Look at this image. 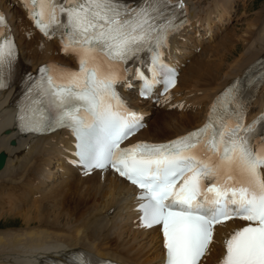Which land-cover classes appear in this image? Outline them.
Returning <instances> with one entry per match:
<instances>
[{"label":"snow or ice","instance_id":"1","mask_svg":"<svg viewBox=\"0 0 264 264\" xmlns=\"http://www.w3.org/2000/svg\"><path fill=\"white\" fill-rule=\"evenodd\" d=\"M21 2L35 26L49 38L59 35L62 50L79 64L41 69L21 105V130L70 128L79 157L73 163L86 170L112 168L138 186L142 224L162 226L166 264H200L216 226L234 219L247 223L225 239L220 264H264V143H256L264 141V113L245 125L239 81L217 98L202 127L164 143L121 147L143 127V116L116 90L132 71L121 65H141L136 78L143 82L142 96L157 85L165 92L175 86L178 73L164 57L170 37L189 22L180 19L183 0ZM17 54L0 12V88L7 86ZM259 79L264 82V71Z\"/></svg>","mask_w":264,"mask_h":264},{"label":"bare ground","instance_id":"2","mask_svg":"<svg viewBox=\"0 0 264 264\" xmlns=\"http://www.w3.org/2000/svg\"><path fill=\"white\" fill-rule=\"evenodd\" d=\"M183 2L186 13L180 19L189 22L170 37V48L165 49V57L180 67L176 87L164 96L140 98L139 63L130 66L127 80L116 85L129 108L147 113L148 126L129 143L165 141L191 131L205 122L219 91L247 74V68L264 62V5L248 20L245 33L232 29L214 44L211 37L217 38L223 27L228 29L239 0ZM0 8L18 49L14 73L32 80L47 65L78 67L75 55L62 50L59 35L49 38L37 30L21 0H0ZM20 85L0 89V151L7 153L0 170V201L2 207L10 201L7 209L23 221L0 229V264H40L47 256L81 252L85 264L102 260L161 264L165 251L160 229L140 222L133 186L108 170L82 171L81 164L73 163L77 161L71 152L73 138L66 131L33 136L14 130L19 109L14 97ZM248 111L252 115L264 111V82L255 90ZM241 226L238 221L218 226L200 264H216L225 252V239Z\"/></svg>","mask_w":264,"mask_h":264},{"label":"rangeland","instance_id":"3","mask_svg":"<svg viewBox=\"0 0 264 264\" xmlns=\"http://www.w3.org/2000/svg\"><path fill=\"white\" fill-rule=\"evenodd\" d=\"M238 4H239L238 13H236L235 16L233 17L235 19L231 20L230 24L228 25L226 24L228 26V29L225 30L226 28L223 27L222 31L219 32V35L217 38L211 37L212 42L214 44L222 39V36L224 35V33L226 34L232 29H235L238 34L242 35L245 29L247 28L248 20H250L253 17V15H255V12H257L264 5V0H253V1L239 0ZM256 29L258 30L260 28L256 26L255 30ZM236 45L239 46L240 43H236ZM200 51H201V48L198 49V52ZM8 204L10 205V201L6 202L5 207H2L1 206L2 203L0 201V229L20 226L23 222L21 217H19V215H15L14 211L7 209L9 207ZM17 206H20V204H18Z\"/></svg>","mask_w":264,"mask_h":264},{"label":"water","instance_id":"4","mask_svg":"<svg viewBox=\"0 0 264 264\" xmlns=\"http://www.w3.org/2000/svg\"><path fill=\"white\" fill-rule=\"evenodd\" d=\"M6 160V153L5 152H1L0 153V169L3 167L4 163Z\"/></svg>","mask_w":264,"mask_h":264}]
</instances>
